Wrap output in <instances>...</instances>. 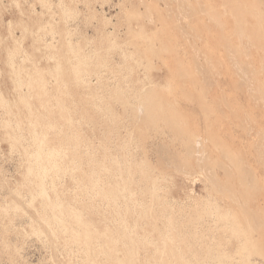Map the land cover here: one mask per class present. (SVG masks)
<instances>
[{
  "label": "rangeland",
  "instance_id": "1",
  "mask_svg": "<svg viewBox=\"0 0 264 264\" xmlns=\"http://www.w3.org/2000/svg\"><path fill=\"white\" fill-rule=\"evenodd\" d=\"M0 264H264V0H0Z\"/></svg>",
  "mask_w": 264,
  "mask_h": 264
}]
</instances>
